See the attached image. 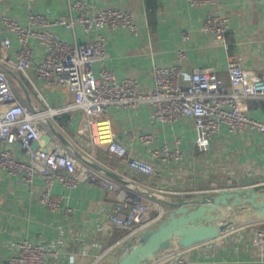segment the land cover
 <instances>
[{
    "label": "crops",
    "instance_id": "1",
    "mask_svg": "<svg viewBox=\"0 0 264 264\" xmlns=\"http://www.w3.org/2000/svg\"><path fill=\"white\" fill-rule=\"evenodd\" d=\"M72 1L75 0H0V17L8 15L21 24L26 22L28 11L40 12L50 20L74 17L76 13L68 9ZM82 1L92 10L115 8L133 13L138 26L136 34L124 28L101 29L105 37L104 65L118 79L136 80L142 93L153 88L152 66L176 64L175 52L181 46L187 50L186 58L180 63L185 72L211 68L226 79L228 58H234L244 69L264 75V3L261 0H219V7L190 6L186 0ZM207 12L224 15L229 20L226 51L210 33L200 30ZM51 30L68 43L88 42L94 37L92 32L85 33L80 24L73 30L58 25ZM184 31L189 32L185 41L181 38ZM5 37L11 41L6 51L0 49V69L6 72L22 103L42 107L38 93L53 107L72 101L66 86L48 85L37 79L33 71H29L31 79L28 80L3 61L1 54L15 59L19 48L15 38L0 24V40ZM30 46L35 60H41L44 47L34 40H30ZM99 69V63L93 64L95 76ZM244 109L248 116L264 121V99H247ZM153 110L152 104L142 102L129 108L113 106L106 114L114 140L150 163L149 176L128 171L118 158L102 150H96L95 157L97 169L102 168L106 177L125 188L141 193L134 185L150 186L146 190L153 192L151 197L157 199L164 210L158 221L135 233L113 226L106 218L113 195L94 184H79L74 188L55 185L52 192L61 196L62 205L70 208L71 213H65L64 209L51 211L38 202L42 191L39 177L29 185L0 170V261L16 253L18 240L29 239L55 249L56 264H115L144 231L155 228L165 219L173 209L172 203L201 198L214 190L264 183V134L251 129L229 131L223 124L212 134L209 148L203 151L195 145L192 119L183 117L174 123L160 122L153 118ZM82 121L80 110L50 117L45 125L47 132H42L37 142L38 148L58 141L71 149L75 157L84 160V152L79 148L89 151L90 147L85 135L79 132ZM146 133L153 135L155 147L166 143L173 148L178 141L181 157L164 162L152 158L139 141V136ZM153 189L166 192L154 194ZM257 231L264 233V221L238 226L216 239L181 248L184 257L193 264H264V248L254 243ZM83 245L88 247L86 256L79 253ZM168 248L144 264H157Z\"/></svg>",
    "mask_w": 264,
    "mask_h": 264
},
{
    "label": "built area",
    "instance_id": "2",
    "mask_svg": "<svg viewBox=\"0 0 264 264\" xmlns=\"http://www.w3.org/2000/svg\"><path fill=\"white\" fill-rule=\"evenodd\" d=\"M186 1L190 6H220L219 0ZM68 9L76 13L74 17L60 16L50 20L40 12L28 11L24 24L8 15L0 17V24L19 45L15 59H9L6 54H1V59L28 80L31 79L29 71H33L37 79L48 85L66 86L73 97L70 103L53 107L38 93L42 107L28 106L19 100L6 72L0 69V170L29 185L39 177L42 191L38 202L51 211L64 209L67 214L71 209L64 207L61 196L52 192L55 185L66 188L79 184L97 185L113 195V203L106 214L107 221L135 233L158 221L164 210L160 202L151 197L153 192L146 190L150 186L136 184L134 186L139 187L141 193L132 191L106 177L102 168L97 169L95 152L102 150L108 156L118 158L128 171L146 176L152 172L149 162L134 156L114 140L106 116L108 109L113 106L129 108L147 102L154 106L152 116L157 121L174 123L183 117L190 118L196 133L195 145L205 151L209 148L212 134L223 124L229 131L251 129L264 134V121L248 116L244 109L247 99H264V75L244 69L234 58H228L226 79L211 68L200 67L185 72L180 63L186 58L187 50L181 46L175 52L176 64L152 66L153 88L142 93L136 80L118 79L104 65L105 37L101 29L124 28L136 34L138 26L133 13L115 8L92 10L82 0L70 2ZM76 24H80L85 33L92 32L94 37L88 42L68 43L51 30L55 25L73 30ZM228 26L226 16L207 12L200 30L210 33L226 51ZM181 38L187 40L189 32H182ZM30 40L44 47L39 61L35 60ZM10 41L8 37L0 40L1 52L8 49ZM95 63L100 64L97 76L92 70ZM71 110L83 113L79 132L85 135L90 147L89 151L79 148L84 152V160L75 157L71 149L58 141L52 146L33 148L41 133L47 132V120ZM139 141L150 156L160 162L177 160L182 155L178 141L173 148L166 143L155 147L150 133L139 136ZM153 190L154 194L166 192ZM254 243L264 248L263 232L255 233ZM183 250L174 243L157 264H193L184 257ZM79 253L86 256L88 247L83 245ZM57 254L55 249L45 248L38 242L20 239L16 242V253L0 264H56Z\"/></svg>",
    "mask_w": 264,
    "mask_h": 264
},
{
    "label": "water",
    "instance_id": "3",
    "mask_svg": "<svg viewBox=\"0 0 264 264\" xmlns=\"http://www.w3.org/2000/svg\"><path fill=\"white\" fill-rule=\"evenodd\" d=\"M37 147L34 143L33 148ZM171 206L173 209L165 219L155 228L144 231L138 242L126 249L115 264H144L172 243L188 247L216 239L238 226L264 221V183L211 191L204 197Z\"/></svg>",
    "mask_w": 264,
    "mask_h": 264
}]
</instances>
